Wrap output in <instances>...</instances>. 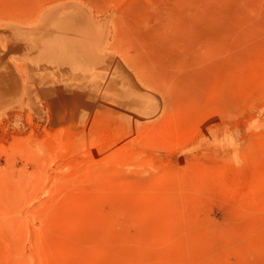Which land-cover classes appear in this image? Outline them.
Listing matches in <instances>:
<instances>
[{
	"label": "rangeland",
	"instance_id": "1",
	"mask_svg": "<svg viewBox=\"0 0 264 264\" xmlns=\"http://www.w3.org/2000/svg\"><path fill=\"white\" fill-rule=\"evenodd\" d=\"M72 1L0 0L1 50ZM96 5L114 72L0 61V264H264V0Z\"/></svg>",
	"mask_w": 264,
	"mask_h": 264
},
{
	"label": "bare ground",
	"instance_id": "2",
	"mask_svg": "<svg viewBox=\"0 0 264 264\" xmlns=\"http://www.w3.org/2000/svg\"><path fill=\"white\" fill-rule=\"evenodd\" d=\"M95 2L97 4V0ZM67 4H68V8H71L74 11L73 14H71L72 17L67 18L66 21L64 23H62L61 25L56 26L54 28V31L51 33L44 32L45 28L43 27V24H38L37 26L36 25H29L31 21H33V22H35L37 20L39 21L40 18H35V19L31 20L30 22L27 21L26 25H24L25 24L24 22H23V24L20 23V24L24 25L23 27L16 25V24L11 26V28L9 29L11 32H10V35H8L9 37L7 39L8 47H3L1 45L2 50L0 48V61L6 60L13 49L19 50L22 48H24V49L35 48V46H37L40 43V41L42 40V42L40 43V46L43 48H41L42 51L39 52V55H41V57L44 58L46 61L48 60V63L52 68L53 67L59 68V67H61L62 64L64 65V64L69 63L71 66H75V64L82 66L84 68L85 72H87L88 74L91 70L95 71V70H98L101 68L102 69H110V71L114 72L116 70V68L118 67V64H117V62H113V64H112L111 63L112 60H110L111 57H109L108 55H105V53H106L105 51L111 50L112 49L111 46L114 47V45H113L114 42L117 40L119 41V37L124 38L123 37L124 34L120 35L118 37L119 30H116V28H115L116 25L113 26L112 22L110 24L112 27L111 30L106 31L105 29H101L100 27L103 24H105L107 21H110L109 18H112V17H109L107 19V21L106 22L104 21V23H103L102 22L103 16L101 14V10L98 8L99 6L91 3L90 0H76V1H72V2H67ZM138 6H136V7H138ZM172 9H173V7H172ZM140 10H141V7H140ZM141 12H142V10H141ZM171 13H173V12H171ZM132 14H128V15H132ZM139 14H141V13H139ZM151 14L153 15V13H151ZM118 15L119 14L117 13V16ZM1 17H3V16H1V14H0V18ZM5 17H8V16L5 15ZM12 17L13 16H11L10 18H12ZM115 17H116V15L114 16V18ZM140 17H142V16H140ZM149 17H150V15H149ZM165 17L166 16H164V20H165ZM14 18H16V17H14ZM19 18L17 20H19ZM44 18H45V16H42L40 22L42 20H44ZM117 18H116V20H118ZM119 18H120V16H119ZM128 18L130 19V16ZM121 19H123V18H121ZM121 19H119V22H121ZM170 19L171 18H169V20ZM1 20H3V19H1ZM20 20H24V18L23 19L20 18ZM125 20H126V18H125ZM125 20H122V21H125ZM153 23H155V22H153ZM167 23H166V26L168 25ZM169 23L172 24V21H170ZM123 24L121 22V24H119V25L124 26ZM127 24H129V23H127ZM131 24H132V22H131ZM135 24H137L136 21H135ZM138 24H137V26H135L133 28V30H131V32L134 31V29H136L138 31V28H139ZM141 24H143V23L141 22ZM129 25H127V26L133 27V26H129ZM144 25H145V22H144ZM127 26H126V28H127ZM141 26H143V25H140V27ZM154 26H156V24H154L152 27H154ZM124 27H118L117 26L118 29L124 28ZM152 27H150V28H152ZM177 27L180 28L179 26H177ZM144 29H145V27H144ZM163 29L165 30V28H163ZM123 30L125 31V29H123ZM123 30H122V32H123ZM2 31H4V30H2V28H0V35H1ZM141 31H143V29H141ZM40 32L46 33V34H44L43 36H41L40 38H37V39H36V37L32 36V35H34L36 33H40ZM125 32L129 33L128 30H126ZM171 32H173V31H171ZM128 33H126V34H128ZM142 33H146V32H142ZM137 34L138 33H136L135 36H137ZM30 35H31V37L29 38ZM15 36H16V38L14 39ZM128 36H129V34H128ZM143 36H144V34H143ZM126 37H127V35H126ZM137 37H139V36H137ZM12 38H13V40H11ZM116 38H117V40H116ZM142 39H144V38H142ZM134 40H135V37H134ZM2 41H4V39L1 40V38H0L1 44H2ZM133 42H135V41H133ZM30 45H31V47H30ZM5 46H6V44H5ZM114 48H113V50H114ZM54 57H55V60L53 63L52 60ZM39 59H40V57H39ZM123 60L125 61V59H123ZM16 65L19 66L18 63Z\"/></svg>",
	"mask_w": 264,
	"mask_h": 264
}]
</instances>
